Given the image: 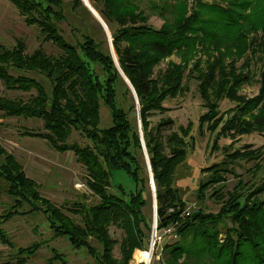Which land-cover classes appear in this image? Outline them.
Here are the masks:
<instances>
[{"label":"trees","instance_id":"obj_1","mask_svg":"<svg viewBox=\"0 0 264 264\" xmlns=\"http://www.w3.org/2000/svg\"><path fill=\"white\" fill-rule=\"evenodd\" d=\"M9 1L18 7L28 24L39 23L43 41L56 45L60 53L54 56L42 47L28 53L23 39L16 40L12 48L0 43V81L4 87L35 91L26 100L0 96V111L7 116L41 119L43 131H25L27 135L46 140L57 151L72 150L86 171L87 187L98 197L94 205L81 199L72 202L67 210L73 217L54 208L48 211L46 218L53 238L65 237L72 247L86 248L101 264H126L132 250L143 244L146 233L150 244L153 221L144 212L148 176L135 115L137 107L155 184L156 231L162 233L165 228L175 226L177 234L159 264H264V177L256 182L259 167L249 180L239 179L232 190L216 196L221 203L218 217L229 216L236 223L237 241L226 230L222 232L208 214L196 211L185 218L180 215L183 204L179 205L178 190L173 184L178 169L194 147V142L190 144L185 137L190 122L186 128L179 126L177 131L170 132L166 131L174 125L172 118L151 124L153 115L168 110L164 102L184 92L191 79L198 82L208 112L218 108L223 99L235 103L229 109L232 112L229 126L223 132L250 133L255 128L247 127L264 123V114L252 122L245 118L249 109L244 96L238 94L239 87L251 81L250 62L261 61L264 67V0H196L188 15V0H89L108 28L119 67L136 98L115 64L110 44L96 40L95 31L84 19L79 20L82 27L71 29L73 35H79L75 42L63 37L58 26L66 20L63 0H24L30 6L22 0ZM79 10L91 17L81 0H72L71 12L77 17ZM152 16L162 20L159 28L150 24ZM101 33L105 34L102 25ZM200 43L201 53L206 57V72L198 76ZM172 53L180 56L181 63L171 64L158 76L150 75L148 62ZM10 68L19 74H11ZM27 71L39 73L46 82L23 73ZM101 103L108 107L111 123L97 128ZM213 117L202 114L200 127ZM223 118L216 120L222 127L228 121ZM73 131L83 132L90 142L83 146L68 144ZM116 170L126 171L135 183L129 193L118 189L123 197L106 192ZM202 171L211 172L212 168ZM218 171L228 170L214 172ZM0 180L8 184L10 195L22 199L15 197L13 206L30 207V211L14 214L31 213L37 201L50 206V201L40 194L38 184L25 175L15 155L1 145ZM205 181L200 182L198 189L200 200L205 197L202 194L205 186L213 182L210 176ZM11 208L0 216V223L14 216ZM111 226L121 231L120 240L111 236ZM187 234H191L190 238ZM6 236L0 228V242L12 247ZM88 237L100 243V251L90 246ZM223 239L229 240L227 246L220 244ZM116 245L120 257L114 254ZM142 248L149 249L147 243ZM51 250L53 257L58 251Z\"/></svg>","mask_w":264,"mask_h":264},{"label":"rangeland","instance_id":"obj_2","mask_svg":"<svg viewBox=\"0 0 264 264\" xmlns=\"http://www.w3.org/2000/svg\"><path fill=\"white\" fill-rule=\"evenodd\" d=\"M81 2L85 6L82 0ZM195 2L196 0H188L189 9L187 15L193 10L192 7ZM22 3L30 6V3L27 1L22 0ZM71 6L72 0H63L66 20L58 23L63 37L67 41L75 42L76 37H79V35H73L71 29L76 26L82 27L81 24L79 25V20L84 19L87 26L95 31L93 35L95 39L106 41L109 46L110 42L106 32L104 31V35L101 33V25L92 13L89 11L91 13V17H89L86 11L79 10L76 17L71 12ZM203 18L205 19L206 17L203 16ZM39 21L43 22L42 19ZM149 22L155 28H159L162 24V20L157 16H152ZM28 23L25 21V17L20 13L18 7L12 2L0 0L1 44L7 48H12L16 40L23 39L27 45L28 53H31L38 47H42L46 53L54 56L58 55L60 50L56 45L43 41L39 30V23ZM201 43L198 44V60H201L200 67L202 70L199 68L200 71L196 72L198 76L206 72L204 70L206 67V57L201 53L203 48ZM242 62L243 59L237 65L239 66ZM180 63L181 59L177 53L155 58L148 62L149 73L152 76H158L171 64L177 65ZM250 64L251 81L239 87L238 94L244 96L246 108L249 109L245 118L252 122L256 116L264 114V67H262L261 61L255 59ZM190 66L189 68H191ZM189 68L185 71L186 75ZM10 73L13 75L19 74L13 68H10ZM23 73L41 82H46L45 77L37 72L27 71ZM197 84L196 80L191 79L186 83L184 92L174 98L167 99L164 102V106L168 110L162 113L157 112L153 115L151 117V124L154 126L163 118H172L174 125L166 131L170 132L173 130L177 131L179 126L186 128L188 122H190L191 126L188 125L185 137L190 144L194 142V147L189 150L186 161L178 169L173 184L178 190L179 205L183 204V210L180 215L182 218H185L191 213L201 212L208 214L212 217L211 219H214L213 221L216 222L217 227L222 232L226 230L228 234L238 241L236 223L229 216L220 215L218 217L221 203L216 196L232 190L239 179L241 181L249 180L256 167H259L257 171L260 172L257 180H254L258 182L261 181L259 179L264 177V123L261 125L252 124L247 127L250 129L255 128L250 133L241 134L232 132L231 130L228 133L223 132V129L229 126V119L232 114L229 109L233 108L235 103L228 99H223L219 102L218 108H213L208 112L201 97L199 85L197 87ZM34 94V90L31 92L7 90L0 81V96L26 100ZM204 113H207L209 117H214L208 121H204L200 127L201 123L199 119ZM135 115L137 116L140 133L141 128L139 127L137 107ZM220 116H224L223 121L228 118L224 127H222L220 121L216 123V120ZM110 123L111 116L109 109L101 103L100 123L97 128L107 127ZM42 126L43 121L41 119L7 116L3 115V112L0 111L1 147L15 155L16 159L21 163L25 175L38 184L40 194L50 201V206L37 201L36 207L31 213H25V215L14 214V212L30 211V207L26 204L13 206V200L16 195H10L7 192L8 184L0 180V216L10 207H12L10 213L14 215L10 219L1 221L0 223V228L5 231L7 239L12 244V247H8L0 242V264H101L96 261L93 255L87 252L86 248L81 247L76 249L72 247L65 237L53 238V232L46 218L48 211L50 212L54 208L60 210L63 214L73 217L67 210V207L71 206L72 202L81 199L88 205H94L98 202V197L87 187L86 171L81 163L76 161L72 150L57 151L46 140L31 137L25 132L29 130L43 131ZM214 127L216 128L215 130H213ZM92 131L94 132L95 130L92 129ZM89 142L86 134L73 131L68 144L78 143L83 146ZM142 153L148 176V184L146 185L147 207L144 209V212L154 222V194L150 185V171L143 149ZM206 167H211L212 171L203 172L202 169ZM219 169L228 171L214 172ZM208 176H210L213 182L209 183V185L206 183L207 186H205L202 193L205 197L203 200H200L198 198L200 182L207 180ZM262 180L264 181V179ZM120 187L127 193L133 191L135 188L133 178L124 170L112 172L110 185L106 187V192L115 193L123 197L124 195L118 190ZM212 194L214 195L211 197ZM16 198L18 200L21 199L20 197ZM189 205H191V208H188ZM186 210H189L190 213L188 214ZM110 234L113 238L119 240L121 238V231L114 226L110 227ZM190 236L191 234H187L186 237L190 238ZM221 236L224 237V235ZM148 238V233H146L143 244L132 250L131 257L126 264H144L136 261L135 253L137 250H144L142 247L145 243H147L148 247L150 246ZM87 240L92 248L97 251L101 250V245L97 240L92 237H88ZM173 241L175 239L165 237L162 233L156 232L155 242H157V248L153 249L150 264H159V260L163 252L166 251L167 245L173 243ZM228 243L229 240L225 239L220 244L227 246ZM51 248L58 251L53 257ZM33 250L35 252L32 254ZM114 254L116 257H120L118 245L114 247ZM50 257L52 258L50 259ZM22 260L25 263H20Z\"/></svg>","mask_w":264,"mask_h":264},{"label":"water","instance_id":"obj_3","mask_svg":"<svg viewBox=\"0 0 264 264\" xmlns=\"http://www.w3.org/2000/svg\"><path fill=\"white\" fill-rule=\"evenodd\" d=\"M85 4V6L89 9V11L92 13V15L98 20V22L102 25L104 31L106 32L107 36H108V39H109V42H110V52H111V55L115 61V64L118 68V70L120 71L123 79L125 80V82L127 83V85L130 87L132 93L134 94L135 98H136V93L130 83V81L126 78V76L123 74L122 70L120 69L119 67V64L117 62V59H116V55L114 53V50H113V46H112V42H111V37H110V34H109V31H108V28L105 24V22L102 20V18L98 15V13L94 10V8L90 5L89 1L88 0H82ZM140 136H141V141H142V147H143V151H144V155H145V158H146V162H147V165H148V168H149V171H150V185H151V188L153 190V194H154V206H155V218H154V225H153V230H156V198H155V187H154V181H153V174L151 172V167H150V163H149V157H148V154H147V150H146V147H145V144H144V140H143V134H142V131L140 130ZM154 241H152L150 243V249L153 250L154 249Z\"/></svg>","mask_w":264,"mask_h":264},{"label":"built area","instance_id":"obj_4","mask_svg":"<svg viewBox=\"0 0 264 264\" xmlns=\"http://www.w3.org/2000/svg\"><path fill=\"white\" fill-rule=\"evenodd\" d=\"M194 205V204H193ZM188 208H191V205H189L188 206ZM187 211V213L189 214L190 212H189V210H186ZM153 225H154V222H153ZM156 230H153V228H152V232H151V239H150V243L152 242V241H154V243H156L155 242V239H156ZM162 235L163 236H165V237H171V238H173V239H177V234H176V232H175V226H169V227H167V228H165L164 230H163V232H162Z\"/></svg>","mask_w":264,"mask_h":264},{"label":"bare ground","instance_id":"obj_5","mask_svg":"<svg viewBox=\"0 0 264 264\" xmlns=\"http://www.w3.org/2000/svg\"><path fill=\"white\" fill-rule=\"evenodd\" d=\"M152 253L153 250H151L150 247L148 250H137V252L135 253L136 261L144 264H150Z\"/></svg>","mask_w":264,"mask_h":264}]
</instances>
